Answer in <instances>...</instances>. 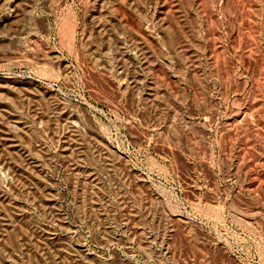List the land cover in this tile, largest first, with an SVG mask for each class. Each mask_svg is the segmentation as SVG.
<instances>
[{
	"label": "rangeland",
	"instance_id": "obj_1",
	"mask_svg": "<svg viewBox=\"0 0 264 264\" xmlns=\"http://www.w3.org/2000/svg\"><path fill=\"white\" fill-rule=\"evenodd\" d=\"M0 264H264V0H0Z\"/></svg>",
	"mask_w": 264,
	"mask_h": 264
},
{
	"label": "bare ground",
	"instance_id": "obj_2",
	"mask_svg": "<svg viewBox=\"0 0 264 264\" xmlns=\"http://www.w3.org/2000/svg\"><path fill=\"white\" fill-rule=\"evenodd\" d=\"M8 2V1H7ZM4 4V3H3ZM72 121V120H71ZM72 124V123H71ZM3 138V137H2ZM3 146H5V144H2ZM6 145H7V143H6Z\"/></svg>",
	"mask_w": 264,
	"mask_h": 264
}]
</instances>
